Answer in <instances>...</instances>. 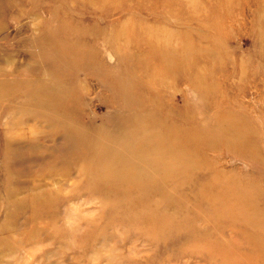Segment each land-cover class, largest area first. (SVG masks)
<instances>
[{
	"label": "rangeland",
	"instance_id": "1",
	"mask_svg": "<svg viewBox=\"0 0 264 264\" xmlns=\"http://www.w3.org/2000/svg\"><path fill=\"white\" fill-rule=\"evenodd\" d=\"M3 210L0 264H264V0H0Z\"/></svg>",
	"mask_w": 264,
	"mask_h": 264
},
{
	"label": "bare ground",
	"instance_id": "2",
	"mask_svg": "<svg viewBox=\"0 0 264 264\" xmlns=\"http://www.w3.org/2000/svg\"><path fill=\"white\" fill-rule=\"evenodd\" d=\"M155 15V14H154ZM110 58V57H109ZM32 196V197H31ZM30 197V201L32 200V198L34 199L35 197L40 200V197L35 196L34 194L31 195ZM0 216H3L4 218H6L7 213L6 211H0ZM9 236H7L6 234H4L1 231L0 228V256H5V255H11L13 252V242L10 241V238H8ZM1 241H3V243H1ZM9 252V253H8Z\"/></svg>",
	"mask_w": 264,
	"mask_h": 264
}]
</instances>
